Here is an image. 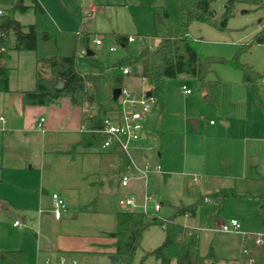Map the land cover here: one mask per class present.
<instances>
[{
  "label": "rangeland",
  "instance_id": "rangeland-1",
  "mask_svg": "<svg viewBox=\"0 0 264 264\" xmlns=\"http://www.w3.org/2000/svg\"><path fill=\"white\" fill-rule=\"evenodd\" d=\"M39 2L60 31L57 45L41 37L36 52L11 51L8 62L13 81L20 80L24 87L30 89L35 87L36 59L57 54L58 46L65 56L77 52V67L81 72L98 71L105 75L102 80L103 100L112 104L114 75L122 72L119 68L115 69V73L112 72L116 63L128 56L137 58L144 47L157 48L161 39L181 37L187 31L201 43L199 49L203 56L233 61L239 55L241 64L252 67L255 72L264 73V45L253 44L256 35L264 29V8L258 10L238 6L236 14L228 22L227 30L194 22L186 31L185 17L178 0ZM227 2L217 0L213 4L216 19L224 14ZM25 4L31 6V0H26ZM14 17L25 31L36 22L33 8L23 14L17 12ZM88 22L91 25H87ZM114 34L133 37L135 42L124 45ZM97 36H102L101 47L94 43ZM111 47H115L116 51L111 52ZM83 50H91L94 56H82ZM213 68L215 72L209 78L222 83L219 105H212L207 100L205 90L190 76L168 81L164 121L157 128L159 134L157 132L151 138V142L158 144L159 149L149 151V159L136 158L141 162L164 166L163 173L151 177L148 182L149 190L164 203L159 214L162 218H172L182 205L199 204L196 217L178 218V221L199 230L201 257H208L211 249L214 250L216 258L207 259L204 264H240L244 235L261 233L256 232V228L263 230L258 220L261 201L256 197L264 193V93L261 105L251 89L243 83L244 76L240 69L222 62ZM122 80L123 83L127 81L130 88H142L138 78L122 74ZM184 87L191 94H186ZM261 88L264 92V81ZM3 90L2 86L0 113L4 112ZM82 107L86 116H92L96 111L87 104ZM106 108L111 110L113 106ZM191 120L198 121L197 129ZM1 142L2 134L0 149ZM255 159L257 166H253ZM145 185L144 180L132 183L124 194L140 198L146 193ZM136 186L139 191L135 189ZM225 191H235L243 197L225 196ZM0 214L2 219L9 216V213ZM232 220L240 223V231H222L223 225H229ZM2 231L0 228V238H3ZM22 232L29 233L26 230ZM30 235L32 237L28 235V245L33 247V240L37 239L35 234ZM166 236V231L160 225H152L147 229L133 264H160L150 252L164 245ZM71 257L67 256L68 259ZM76 259L82 263L84 258L77 256ZM48 260L57 262L52 258ZM29 264L37 262L32 263L29 259ZM88 264L114 263L105 257L94 259Z\"/></svg>",
  "mask_w": 264,
  "mask_h": 264
},
{
  "label": "crops",
  "instance_id": "crops-1",
  "mask_svg": "<svg viewBox=\"0 0 264 264\" xmlns=\"http://www.w3.org/2000/svg\"><path fill=\"white\" fill-rule=\"evenodd\" d=\"M10 54L8 60H1V65L8 67ZM113 69L115 73L116 68ZM78 71L82 75H101L98 71ZM122 72L115 74L114 80L122 78ZM23 84L20 80L13 81L10 69L8 91L3 87L4 112L0 113L6 118L5 124L0 123V212L9 213L7 218L0 216V228L3 229L0 253L23 252L27 264L29 259L32 263L42 264L48 258L58 261L60 256H73L71 259L75 260L77 256L83 257L82 263L77 260L79 264L105 257L110 259L115 256L117 215L122 212L118 200L132 183L140 180L134 179L128 187L122 188L120 161L115 153L102 147L80 145L87 133L83 107L73 106L68 98L50 106L25 105L23 94L35 89L36 74L33 89ZM16 99H19V109L15 106ZM103 103L106 107L113 106L111 115L116 111L113 99L112 104L104 100ZM155 111L159 115L158 109ZM42 118L45 123L39 128ZM160 125L161 119L157 128ZM157 132L160 131L157 129ZM136 157L146 160L149 154L136 152ZM159 157H162L161 153ZM138 163L143 162L138 160ZM135 189L139 191L137 186ZM53 194H61L67 204L60 220L52 213ZM20 220V226H16L15 222ZM262 229H254L261 232L256 236L264 238ZM24 230L29 236L35 234L37 240H33V247L28 245L29 236L22 232ZM246 235L254 234H245L244 238Z\"/></svg>",
  "mask_w": 264,
  "mask_h": 264
},
{
  "label": "trees",
  "instance_id": "trees-1",
  "mask_svg": "<svg viewBox=\"0 0 264 264\" xmlns=\"http://www.w3.org/2000/svg\"><path fill=\"white\" fill-rule=\"evenodd\" d=\"M180 10L185 17L186 31L194 22L211 25L219 30H227L228 22L234 16L238 6H248L254 9L264 8V0H228L224 14L216 19L213 4L217 0H178ZM26 0H0L4 14L0 16V60H8L11 51H37L39 38L54 41L57 45L60 31L39 2L31 0L32 5L26 6ZM33 8L36 22L25 31L24 26L15 19L17 12L26 13ZM119 42L127 44L128 36L114 34ZM198 40L187 33L181 37H167L160 40L157 48L144 47L139 57H125L115 64V68H131L134 78H146L150 84L152 96L156 100L159 118L164 121L167 83L182 76H190L200 84L205 94L214 106H218L222 91L220 80L209 78L218 62L231 64L243 73V83L253 92L259 104L262 103V83L264 73H258L252 67L241 64L239 55L233 61L205 57L199 49ZM264 45V29L259 32L254 43ZM126 47V46H124ZM57 54L41 57L37 60L36 87L24 92V104L28 106H50L62 98H68L73 106L84 104L95 107L92 116H84L87 129L81 146L86 148L102 147L105 137L100 133L103 121L114 109H107L103 103L101 82L105 75H82L77 69V52L65 56L57 46ZM10 69L0 64V86L8 91ZM59 83L65 84L59 89ZM121 77L115 78V88L123 87ZM117 102H115L116 104ZM108 115V116H107ZM120 161V172L129 169L130 161L125 152L114 151ZM225 196L241 198L235 191H225ZM220 195V193H219ZM261 201L262 209L258 220L264 228V194L256 197ZM198 203L182 205L175 215L169 219L149 218L142 213L120 212L117 215L118 224L114 234L115 256L121 264H133L136 252L141 246L144 232L152 225H160L166 231L164 245L150 252L160 264H204L207 259H215L211 249L208 257L199 253V230L186 226L178 218L196 217ZM86 210H88L86 208ZM256 235H246L243 241V254L240 264H264L263 244L256 243ZM0 264H27L26 254L18 251L0 253Z\"/></svg>",
  "mask_w": 264,
  "mask_h": 264
},
{
  "label": "built area",
  "instance_id": "built-area-1",
  "mask_svg": "<svg viewBox=\"0 0 264 264\" xmlns=\"http://www.w3.org/2000/svg\"><path fill=\"white\" fill-rule=\"evenodd\" d=\"M0 4V16L4 14V10ZM94 43L101 47L103 46L102 36H97ZM127 43L135 42V38L129 37ZM111 52L116 51L115 47H111ZM82 56L88 54V51H82ZM1 62V60H0ZM124 76L131 78L133 76L130 67L122 69ZM141 82V89L136 90L127 85L121 87L122 92L116 103V111L111 117L103 121L100 133L105 137L103 148L107 150L122 151L130 161V167L125 172L120 173L122 188L130 185L134 179L146 181V193L140 198L133 195L121 196L118 200V205L122 212L142 213L149 218H162L161 214L164 203L160 202L156 195L149 190V179L154 174H162L163 169L160 164H153L148 161L142 164L138 163L136 152L147 154L149 151L159 149L158 144L151 142L152 135L156 134L157 123L159 116L156 113V100L148 93L151 92V87L146 78H138ZM186 94H191L189 89L183 88ZM92 110L95 107H90ZM0 123L5 124L6 118L0 116ZM45 119H40L39 128H43ZM213 124V122H212ZM53 209L52 213L56 220H60L63 216V211L67 204L61 194H53ZM206 201H209L206 200ZM20 221H16L15 225L20 226ZM241 225L238 221L232 220L229 225H223L221 228L225 233L239 232ZM257 244H263V238L257 236ZM45 264H79L77 260L68 259L67 256H60L56 263H51L48 260Z\"/></svg>",
  "mask_w": 264,
  "mask_h": 264
},
{
  "label": "water",
  "instance_id": "water-1",
  "mask_svg": "<svg viewBox=\"0 0 264 264\" xmlns=\"http://www.w3.org/2000/svg\"><path fill=\"white\" fill-rule=\"evenodd\" d=\"M88 55H92V52L89 51V52H88ZM64 85H65V84H63V83H59L58 88L61 89V88H63ZM121 92H122V89H121L120 87L115 88V89L113 90V100H114V102H117L118 98H119L120 95H121ZM151 95H152V93L149 92V93H148V96H151ZM207 100H209L208 97H207ZM15 106H16L17 109H19V99H16V101H15ZM190 122H191V124L195 127V129L198 128V127H197V122H198V121H196V120H191ZM253 166H257V160H256V159H255L254 162H253ZM110 260H111L114 264H119V262H120V258H118L117 256H111Z\"/></svg>",
  "mask_w": 264,
  "mask_h": 264
}]
</instances>
